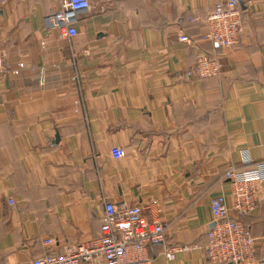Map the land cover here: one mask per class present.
Instances as JSON below:
<instances>
[{"label": "crops", "instance_id": "0c3cea01", "mask_svg": "<svg viewBox=\"0 0 264 264\" xmlns=\"http://www.w3.org/2000/svg\"><path fill=\"white\" fill-rule=\"evenodd\" d=\"M240 1L241 40L220 48L199 41L217 0H89L72 39L45 23L58 0H0V264L97 238L105 202L165 225L151 264H212L210 200L230 204L229 168L264 163V0ZM200 55L219 76L185 77ZM257 195L230 213L255 239L243 264H264V182Z\"/></svg>", "mask_w": 264, "mask_h": 264}, {"label": "built area", "instance_id": "2783aa9c", "mask_svg": "<svg viewBox=\"0 0 264 264\" xmlns=\"http://www.w3.org/2000/svg\"><path fill=\"white\" fill-rule=\"evenodd\" d=\"M89 0H58V9L45 18L48 29L61 38L72 39L77 35L79 20L90 9ZM243 32V17L239 0H217L213 10L206 16L205 31L200 34V42H210L218 47L237 46ZM179 41L192 42L189 35L181 34ZM3 59L0 57V68ZM22 68L23 64H19ZM222 66L216 56L200 55L193 66L185 73L189 78L198 79L219 76ZM76 77H78L76 75ZM74 77L72 80H76ZM110 155L118 160L125 157V150L114 146ZM224 179L229 184L230 204L227 198L219 195L210 200L213 226L207 233L204 248L207 261L212 264H243L256 258V244L251 230L236 216L252 213L258 205L257 186L264 182V163L250 164L245 169L229 168ZM10 205L15 203L8 200ZM157 204L156 201L152 205ZM165 225L149 221L144 208L138 205H125L105 202L100 218V235L80 244L67 245L62 252H46L42 257L25 264H151L149 248L164 240ZM44 246L56 243L53 238L43 242ZM187 249V248H185ZM178 252L177 247H166L164 257L172 261Z\"/></svg>", "mask_w": 264, "mask_h": 264}, {"label": "water", "instance_id": "95a60500", "mask_svg": "<svg viewBox=\"0 0 264 264\" xmlns=\"http://www.w3.org/2000/svg\"><path fill=\"white\" fill-rule=\"evenodd\" d=\"M239 1H240V0H239ZM240 4L242 5V1H240ZM211 226H213V224H211ZM211 226H210V227H211ZM263 258H264V255H263Z\"/></svg>", "mask_w": 264, "mask_h": 264}, {"label": "trees", "instance_id": "16d2710c", "mask_svg": "<svg viewBox=\"0 0 264 264\" xmlns=\"http://www.w3.org/2000/svg\"><path fill=\"white\" fill-rule=\"evenodd\" d=\"M254 165H256V164H254Z\"/></svg>", "mask_w": 264, "mask_h": 264}]
</instances>
